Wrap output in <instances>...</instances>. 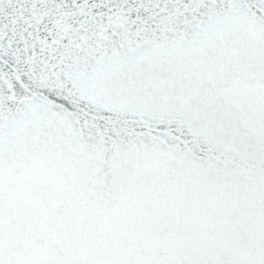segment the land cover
Instances as JSON below:
<instances>
[{
	"label": "snow or ice",
	"instance_id": "1",
	"mask_svg": "<svg viewBox=\"0 0 264 264\" xmlns=\"http://www.w3.org/2000/svg\"><path fill=\"white\" fill-rule=\"evenodd\" d=\"M0 264H264V0H0Z\"/></svg>",
	"mask_w": 264,
	"mask_h": 264
}]
</instances>
